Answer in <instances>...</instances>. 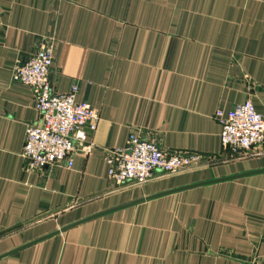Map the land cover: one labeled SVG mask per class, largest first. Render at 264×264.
<instances>
[{"label": "crops", "instance_id": "crops-1", "mask_svg": "<svg viewBox=\"0 0 264 264\" xmlns=\"http://www.w3.org/2000/svg\"><path fill=\"white\" fill-rule=\"evenodd\" d=\"M46 42L55 91L77 83L99 118L92 153L32 171L14 69ZM246 100L264 113V0H0V264H264V146L221 142ZM131 132L205 161L116 185L107 153Z\"/></svg>", "mask_w": 264, "mask_h": 264}, {"label": "built area", "instance_id": "built-area-1", "mask_svg": "<svg viewBox=\"0 0 264 264\" xmlns=\"http://www.w3.org/2000/svg\"><path fill=\"white\" fill-rule=\"evenodd\" d=\"M52 64V45L46 42L14 69V80L29 86L36 97L39 118L28 126L21 153L24 168L32 171L58 163L71 167L74 152L94 150L87 126L97 128L99 113L86 101L77 100V83L64 93L55 91ZM221 120L222 146L233 157H246L255 147L264 146V113L252 101L237 104ZM107 161L111 179L122 185L145 184L158 172L177 173L202 164L205 158L199 152L165 151L156 141L131 132L128 146L109 149Z\"/></svg>", "mask_w": 264, "mask_h": 264}, {"label": "water", "instance_id": "water-1", "mask_svg": "<svg viewBox=\"0 0 264 264\" xmlns=\"http://www.w3.org/2000/svg\"><path fill=\"white\" fill-rule=\"evenodd\" d=\"M230 178H234V176H233V177H225V178L216 179V180L221 181V180H226V179H230ZM214 181H215V180H214ZM207 182H212V181H207ZM199 184H201V183H198V185H199ZM92 218H94V217H89V218L85 219L84 221L89 220V219H92ZM81 222H82V221L77 222V223H75V224H73V225H69V226H67V227H64V228H62V229L56 231L55 233L66 231V230L69 229L70 227H72V226H74V225H77V224H79V223H81ZM55 233H53V234H55ZM48 236H50V235H48ZM42 239H43V238H40V239H38V240H36V241H33L32 243H35V242H37V241H39V240H42ZM32 243H29V244H32ZM29 244H27V245H29ZM27 245H24V246H27ZM12 252H13V251H12ZM5 255H7V254H5ZM5 255H1V257L5 256Z\"/></svg>", "mask_w": 264, "mask_h": 264}]
</instances>
